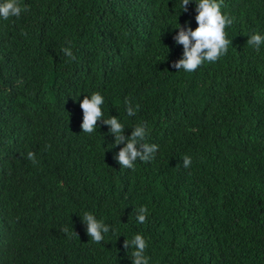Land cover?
<instances>
[{"label": "trees", "instance_id": "trees-1", "mask_svg": "<svg viewBox=\"0 0 264 264\" xmlns=\"http://www.w3.org/2000/svg\"><path fill=\"white\" fill-rule=\"evenodd\" d=\"M19 3L29 11L0 18V264H132L124 241L137 233L149 264H264V45H247L264 35V0H223L232 44L194 73L172 63L178 27H198L195 2ZM94 92L126 136L146 122L154 160L123 168L110 126L82 132ZM85 212L117 233L92 242Z\"/></svg>", "mask_w": 264, "mask_h": 264}, {"label": "clouds", "instance_id": "clouds-1", "mask_svg": "<svg viewBox=\"0 0 264 264\" xmlns=\"http://www.w3.org/2000/svg\"><path fill=\"white\" fill-rule=\"evenodd\" d=\"M192 2L196 4V22L198 27L193 30L190 26L185 29L179 26L178 35L174 36V41L178 45H183V57L179 61H174L172 67L183 70L187 73L196 72L205 62L215 63L218 59L228 54L229 46L232 44L227 38L225 32L226 27H230L234 18L222 12L223 0H181V8L184 12H188V5ZM29 11L26 5H21L19 0H3L0 2V18L8 20L11 18H20L22 13ZM26 35V33H22ZM247 45L254 48L257 52L260 51L261 46L264 45V35L260 33L251 34L248 36ZM71 43V42H67ZM61 51L70 60L75 61L76 56L73 54L71 47H62ZM105 104V97L99 92H94L91 96L85 95L80 108L83 110L84 117L81 125L83 133L93 134L102 122L110 126L109 134L114 136L115 144L113 147L123 144L124 147L120 149L116 159L123 168L135 170V162L137 160L145 163L154 160L158 151V145L147 143L146 139L149 134L146 122L136 124L130 136L125 135L127 128L117 116L105 118L102 111V105ZM126 113L129 117L135 116L139 110L140 105L133 106L130 100L125 101ZM47 147H51L48 145ZM28 160L33 164L37 163L34 152L27 153ZM183 167L189 168L192 164L190 156L182 157ZM136 220L138 223H146L149 215L146 206L135 208ZM83 222L87 225V234L94 243H101L105 240L106 235L112 231L115 235L118 231L112 225H108L102 219H97L94 214L85 212L82 215ZM62 232L69 236L78 235L76 232L72 233L69 228L64 227ZM148 241L143 234L137 233L131 239L126 238L124 241V248L133 249L130 253L132 264H149L150 257L146 255L148 248Z\"/></svg>", "mask_w": 264, "mask_h": 264}]
</instances>
